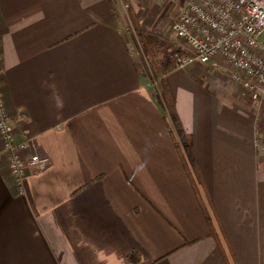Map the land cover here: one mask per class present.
Wrapping results in <instances>:
<instances>
[{
  "label": "crops",
  "instance_id": "0c3cea01",
  "mask_svg": "<svg viewBox=\"0 0 264 264\" xmlns=\"http://www.w3.org/2000/svg\"><path fill=\"white\" fill-rule=\"evenodd\" d=\"M126 25L118 0H0L5 110L45 160L19 192L0 142V264H226ZM166 83L233 257L264 264V103L219 60Z\"/></svg>",
  "mask_w": 264,
  "mask_h": 264
},
{
  "label": "built area",
  "instance_id": "2783aa9c",
  "mask_svg": "<svg viewBox=\"0 0 264 264\" xmlns=\"http://www.w3.org/2000/svg\"><path fill=\"white\" fill-rule=\"evenodd\" d=\"M172 32L182 45L176 70L219 60L230 69V79L239 89L264 103V0H187ZM14 132L0 87V142L21 192L26 169L45 160L31 154L29 141H16ZM256 146L264 149L258 141Z\"/></svg>",
  "mask_w": 264,
  "mask_h": 264
},
{
  "label": "trees",
  "instance_id": "16d2710c",
  "mask_svg": "<svg viewBox=\"0 0 264 264\" xmlns=\"http://www.w3.org/2000/svg\"><path fill=\"white\" fill-rule=\"evenodd\" d=\"M122 1L127 6L128 16L130 17L132 25L137 29V36L142 47L143 55L152 66L160 82L161 90L159 99L162 101L163 106L166 109V115H164V118L168 121V132L174 142L185 174L192 186L203 213L208 228V237L214 240L226 264H231L229 257L232 264H237V260L233 257L227 243V237L225 236V233L223 232L217 219L216 207L213 199L210 196L197 161L194 157L191 135L182 128L172 95L166 83L167 76L177 68L176 57L180 55L181 50L178 49L172 51L167 47V44L158 37L143 32L141 22L138 21L130 1ZM255 138L256 141L264 144V128L260 126L256 127ZM216 222L219 225V229H216ZM224 243L228 252H226V249L224 248Z\"/></svg>",
  "mask_w": 264,
  "mask_h": 264
},
{
  "label": "rangeland",
  "instance_id": "374dc122",
  "mask_svg": "<svg viewBox=\"0 0 264 264\" xmlns=\"http://www.w3.org/2000/svg\"><path fill=\"white\" fill-rule=\"evenodd\" d=\"M133 11L141 22L142 31L156 36L167 44V47L172 50L182 49L181 43L176 39L172 32V25L182 7L185 6L187 0H129ZM119 7L126 18V26L123 29L126 42L131 50L134 60L143 74L146 83L154 92V87L161 90L160 82L150 65L145 59L140 41L138 39L137 29L134 28L128 16L127 6L122 0H118ZM220 73L224 69L213 68L212 71ZM156 83V84H154ZM156 93V92H155ZM157 95V94H156ZM159 99V97H157ZM160 100V99H159ZM161 101V100H160Z\"/></svg>",
  "mask_w": 264,
  "mask_h": 264
}]
</instances>
